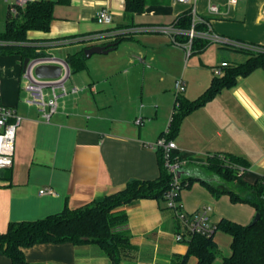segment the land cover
<instances>
[{"label": "crops", "instance_id": "1", "mask_svg": "<svg viewBox=\"0 0 264 264\" xmlns=\"http://www.w3.org/2000/svg\"><path fill=\"white\" fill-rule=\"evenodd\" d=\"M52 1L56 4L50 30L30 31L29 38L37 40L42 55L60 58L58 53L66 51L65 60L88 47L113 43L119 37L112 35L115 31L175 26L178 16L189 9L173 0H151L142 12L126 18V0ZM213 1L220 13L212 15L208 7ZM103 8L113 16L111 25L96 21L97 12ZM196 9L207 19L212 33L264 46V0H238L235 4L230 0H198ZM183 36L188 38L186 30L176 35L177 45L162 33L134 32L120 36L122 40L108 54L85 56V67L71 69L67 81L69 88L77 87L79 92L60 98L50 123L42 119L37 107L25 103L21 57L0 55L2 102L22 117L13 166L0 170V233H5L11 222L36 221L66 208H83L124 190L133 180L158 178L159 153L146 144L156 142L168 131L178 84L185 82L186 95H181L195 100L210 86L216 75L212 69L232 63L228 51L234 53V63L245 61L240 56L243 53L218 43L215 66L191 65L192 56L208 48L191 53ZM138 118L144 120L142 125L136 124ZM173 141L188 165L203 167L209 155L230 153L250 163L244 174L247 183L264 180V69L240 78L234 87L223 89L187 115ZM7 172L9 180L3 177ZM43 189H53L54 194H40ZM179 205L185 215L211 206L215 225L222 219L248 225L256 216L252 205L234 203L225 193L217 197L199 181L182 191ZM116 211L128 216L127 228L139 262L182 264L190 236L165 203L142 198ZM178 234L185 239L178 241ZM214 241L222 257L213 264H223V258L232 254V238L217 231ZM23 252L28 264H112L93 245L43 243ZM197 261L190 256L186 264ZM0 264L13 263L0 252Z\"/></svg>", "mask_w": 264, "mask_h": 264}, {"label": "trees", "instance_id": "2", "mask_svg": "<svg viewBox=\"0 0 264 264\" xmlns=\"http://www.w3.org/2000/svg\"><path fill=\"white\" fill-rule=\"evenodd\" d=\"M150 1L126 0V18H132L135 13L142 12ZM55 4L56 2L52 0H39L28 3L20 10L19 15L9 14L6 22L7 30L4 34H0V40L8 43L0 45V55H18L22 63L26 58L41 56L43 53L35 44L37 40L30 39L29 32L50 30ZM174 24L181 30L190 29L192 24L190 10L181 13ZM206 29L208 28L205 24L197 25V30ZM121 40L122 37L119 35L113 43L118 45ZM182 40L187 42L189 38ZM210 44L208 40L195 38L191 53L204 52ZM245 45L247 46L222 45L223 48L246 54L248 58L241 63L226 62L227 65L222 67L221 74L214 76L210 86L197 99L188 100L178 94L168 132L162 136L165 135L168 140H173L187 115L212 101L223 89L234 87L240 78L258 68L264 69V46L246 43ZM66 61L74 71L84 68V51L69 55ZM157 152L160 175L155 180H133L124 190L100 197L83 208H66L61 213L36 221L11 222L7 231L0 233V252L6 254L13 264H28L24 256V248L43 243L70 242L76 246L93 245L98 253L108 257L112 264L137 262L138 253L131 243L127 228L128 216L125 212L116 209L142 198L158 199L166 204L167 209H171L167 206L166 193L172 186L173 178L164 165L162 151ZM203 168L226 184V186L214 185L199 181L208 186L215 196L228 194L234 203L250 204L255 208L256 214L260 215V219L255 224L242 225L222 219L216 225L217 231H223L232 238V254L223 258V264H264V180L255 184L247 183L244 174L250 168V163L230 153L209 155ZM3 177L9 180L11 175L7 172ZM193 181L197 180L183 179L182 185L187 188ZM188 245L189 250L182 264H186L190 256L197 258V264H213L220 255L214 235L190 236Z\"/></svg>", "mask_w": 264, "mask_h": 264}, {"label": "built area", "instance_id": "3", "mask_svg": "<svg viewBox=\"0 0 264 264\" xmlns=\"http://www.w3.org/2000/svg\"><path fill=\"white\" fill-rule=\"evenodd\" d=\"M37 0H14V3L9 6V14L15 16L19 15L20 10L23 9L28 3L35 2ZM176 4L187 5L190 14L192 16V24L190 29L186 30V34L189 38L188 50H191L193 40L195 38H201L208 40L209 42L219 43L222 45H231L237 47H246L244 43L235 41L230 38L222 37L220 35L212 33L208 26V21L199 16L196 4L198 0H173ZM238 0H230L232 4L237 3ZM210 14L220 13V8L214 1L208 7ZM96 21L102 25H111L113 22V16L107 8L99 10L96 14ZM205 24L208 29L197 30V25ZM182 30L176 26H150L138 29H127L121 31H115V36H123L133 34L134 32H154L162 33L172 37L175 44L179 45L176 40ZM6 41L0 40V45H5ZM41 65H58L61 67V74L58 78H38L35 75V70ZM224 62L220 66L216 67V75H220L222 67L226 66ZM71 75V68L65 59L53 56V55H41L34 58H30L25 70H23L22 77L24 80V88L27 96L25 103L29 106H35L39 109L42 119L50 123L51 117L57 112L59 107L60 98L76 94L79 92V88L67 86V81ZM185 91V82L181 81L177 87V93L182 94ZM144 120L142 118L136 119V124L142 125ZM22 123V117L18 115L13 107L6 106L2 102V85L0 83V170L10 169L14 162V149L17 130ZM168 132V131H167ZM166 132V133H167ZM146 147L154 149L156 151H162L164 165L168 172L172 175L173 183L169 191L166 193L167 206L173 209L176 215L182 220L185 227L188 230L189 236L202 235L211 237L217 232L216 225L212 223L211 214L213 208L211 206H205L190 215L182 213L181 206L178 199L181 196L182 191L185 189L182 185V180H179L176 176V171L181 167L187 165L176 152V144L173 140H168L164 135L160 137L154 143L146 144ZM40 194H54L53 189H43ZM178 241L185 239L183 234L176 236ZM131 264H145L142 262H134Z\"/></svg>", "mask_w": 264, "mask_h": 264}, {"label": "water", "instance_id": "4", "mask_svg": "<svg viewBox=\"0 0 264 264\" xmlns=\"http://www.w3.org/2000/svg\"><path fill=\"white\" fill-rule=\"evenodd\" d=\"M117 44L109 43L107 45H95L88 47L84 50V54L87 58H90L94 54H108L115 49ZM30 58H26L23 62V70H25ZM61 74V67L58 65H41L36 68L35 75L38 78H58ZM176 176L179 180L194 178L197 181H205L214 185L226 184L219 179L216 175L210 174L205 168L195 165H185L176 171ZM228 186V185H227ZM260 219V215L257 213L253 224L257 223Z\"/></svg>", "mask_w": 264, "mask_h": 264}, {"label": "rangeland", "instance_id": "5", "mask_svg": "<svg viewBox=\"0 0 264 264\" xmlns=\"http://www.w3.org/2000/svg\"><path fill=\"white\" fill-rule=\"evenodd\" d=\"M8 3L12 4L14 3V0H0V34H4L7 30V18H8V13H9V5ZM60 58H65L66 57V51L63 52H59L58 53ZM96 55L95 57H98V54H94ZM218 55H219V44L216 42H213L210 44V46L208 47V49L206 50L205 53L203 54H194L192 56L191 62L190 64L192 65L194 62L199 63V65L201 63L204 64H209V65H216L218 63ZM229 57L230 62L234 63L236 60L233 58L234 53L231 51H228V53L226 54ZM241 57H243L244 60H246L247 55L246 54H241ZM189 57V56H188ZM189 60V58H188ZM208 71L211 70V68H207ZM210 69V70H209ZM212 70H216V67H214V69ZM171 72L172 74H174L175 72V68H172ZM216 74V73H215ZM184 95H186L184 92L182 93ZM147 121V119H146ZM148 122V121H147ZM218 257H222V253L220 252V255L217 256Z\"/></svg>", "mask_w": 264, "mask_h": 264}]
</instances>
